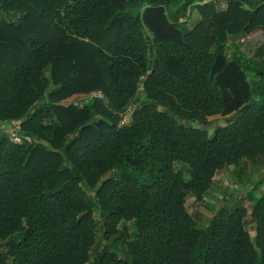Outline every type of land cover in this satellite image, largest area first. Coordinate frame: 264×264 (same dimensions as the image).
<instances>
[{"label":"trees","instance_id":"obj_1","mask_svg":"<svg viewBox=\"0 0 264 264\" xmlns=\"http://www.w3.org/2000/svg\"><path fill=\"white\" fill-rule=\"evenodd\" d=\"M219 1L187 25L192 6ZM0 12V264H86L97 223L84 182L104 238H125L94 264H264V190L253 240L244 205L204 226L187 209L219 170L264 159V42L230 50L264 30V0H0ZM95 90L83 107L61 102ZM212 116L233 118L211 134L184 124ZM15 120L32 142L2 134Z\"/></svg>","mask_w":264,"mask_h":264},{"label":"rangeland","instance_id":"obj_2","mask_svg":"<svg viewBox=\"0 0 264 264\" xmlns=\"http://www.w3.org/2000/svg\"><path fill=\"white\" fill-rule=\"evenodd\" d=\"M218 8L226 9V3L222 1H219V3L214 2L205 8H201L200 6L196 5L192 6L190 9V14L187 17V25L189 27H193L196 22L202 19V15L204 14L202 13L203 11L205 12L206 10ZM169 12L172 18L173 10H169ZM1 19L5 21L7 20V18H5L4 16V13L2 12H0V20ZM185 19L181 18L180 20L181 22H184ZM263 42L264 30L257 27L252 29L245 37L239 38L237 44H231L230 50L234 52H244L245 54L251 56L253 55L255 50L262 45ZM211 48H214V46H212ZM248 74L250 77H252L251 73ZM141 93L142 92H139V96L142 95ZM77 94H73L63 99L61 102L67 105L69 100ZM232 118L233 116H231L230 118L212 116L208 121L205 122L192 120L185 121L184 124L188 127L204 129L209 134H211L214 127L225 125ZM7 127L5 126L1 129L3 130L2 134L6 133L5 128ZM176 168L181 169L187 176L188 170L185 167H183L182 165H176ZM110 173L111 172L106 173L104 174V176H108ZM94 186L95 185H89L86 182L81 185L82 194L84 195V197L94 203L93 213L97 223L96 242L91 250V259L86 264H94V262L96 261V256L103 248L112 250L119 255H122L123 250L125 249V238L121 235L120 232L115 234L110 239H105L102 235V231L100 228V219L102 213L98 206V200L95 195ZM263 190L264 159L261 157H256L253 159H241L237 164L228 165L215 174L211 187L203 195L201 200H196L191 194H188L187 209L189 213L196 219L198 225L204 226L217 208L223 205H244L247 209L244 224L251 236V239L253 240L255 224L254 220L250 216V209L253 201L262 194ZM124 226L128 228L130 233H133V222L121 221L119 224V230L121 231Z\"/></svg>","mask_w":264,"mask_h":264},{"label":"built area","instance_id":"obj_3","mask_svg":"<svg viewBox=\"0 0 264 264\" xmlns=\"http://www.w3.org/2000/svg\"><path fill=\"white\" fill-rule=\"evenodd\" d=\"M206 1V0H205ZM103 94L100 91H92L89 93H79L74 95L72 99L69 100L67 105H72L75 107H83L91 98H102ZM130 109V106L122 113H120V124L124 125L129 122L127 111ZM6 136L13 143H30L33 141L31 135L24 133L21 130V121L15 120L8 125L6 128Z\"/></svg>","mask_w":264,"mask_h":264},{"label":"crops","instance_id":"obj_4","mask_svg":"<svg viewBox=\"0 0 264 264\" xmlns=\"http://www.w3.org/2000/svg\"><path fill=\"white\" fill-rule=\"evenodd\" d=\"M9 124H7V125H5L6 127L8 126ZM1 126V125H0ZM5 126H3V127H5ZM6 129V128H5Z\"/></svg>","mask_w":264,"mask_h":264}]
</instances>
